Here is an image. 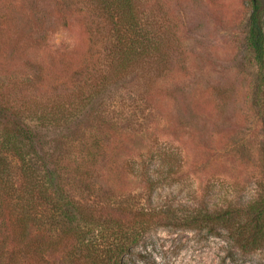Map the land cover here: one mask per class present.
<instances>
[{"label": "rangeland", "instance_id": "1", "mask_svg": "<svg viewBox=\"0 0 264 264\" xmlns=\"http://www.w3.org/2000/svg\"><path fill=\"white\" fill-rule=\"evenodd\" d=\"M139 2L143 20L156 23V57L165 54L167 63L163 73L147 94L136 72L109 84L76 121L94 136L101 134L104 143L112 135L130 147H152L171 156L172 170L165 162L154 163L160 182L149 205L155 210L166 206L182 215L203 195L209 204L223 205L230 198L244 203L264 192L263 123L252 103L256 67L246 45L250 0ZM110 34L82 0H0V105L12 106L23 123L57 147L66 131L61 124L37 119L34 110L48 111L64 96L75 97L82 81L74 74L82 65L105 70ZM147 95L158 106H149ZM69 127L74 132L80 124ZM51 152V163L38 162V172L48 166L62 186L75 190L63 171L62 154L55 148ZM9 161L17 188V163ZM207 181L213 185L201 191ZM132 188L138 206L146 205V190ZM31 198L0 192L8 211L28 201V206L42 202H35L36 195ZM43 231L31 225L28 238ZM148 233L128 264H264L263 250L243 257L224 238L204 232L158 227ZM5 255L0 264L9 263ZM18 260L15 264L27 262Z\"/></svg>", "mask_w": 264, "mask_h": 264}, {"label": "trees", "instance_id": "2", "mask_svg": "<svg viewBox=\"0 0 264 264\" xmlns=\"http://www.w3.org/2000/svg\"><path fill=\"white\" fill-rule=\"evenodd\" d=\"M82 1L111 30L110 61L105 70L82 65L74 74L82 81L75 97L64 96L48 111L43 107L33 113L41 121L61 124L67 135L57 147H51L46 136L23 123L12 106L0 105V192L18 198L27 195L31 200L36 195L35 202L42 201L29 206L28 201L20 210L9 211L6 203L0 202V261L8 253V264L21 258L26 264H128L148 232L158 227L224 238L233 252L243 257L264 251V192L244 203L230 198L223 205L209 204L203 195L182 215L166 206L155 210L149 205L160 182L154 163L165 162L172 170L171 156L152 147H130L112 135L104 143L101 134L94 136L76 121L77 114L86 110L97 94L109 84L126 80L132 72L142 81L143 92L149 93L155 85L153 79L159 78L167 64L165 54L156 57L160 48L156 23L153 18L143 20L139 0ZM250 4L246 45L256 67L252 103L264 132V0H250ZM150 71L155 74L149 76ZM146 101L158 106L155 97L147 95ZM76 122L80 128L72 132L69 125ZM54 148L62 154L63 171L75 185L73 191L62 186L57 172L48 166H42V174L36 168L38 162L51 163ZM9 159L17 163V188ZM133 185L146 190V205L134 201L135 195L130 194ZM210 185L213 183L207 181L201 191ZM31 225L44 229L33 240L28 238Z\"/></svg>", "mask_w": 264, "mask_h": 264}]
</instances>
